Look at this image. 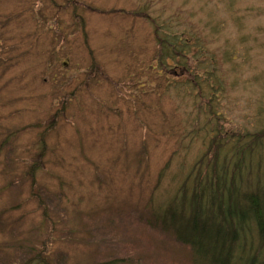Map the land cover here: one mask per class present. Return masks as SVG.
<instances>
[{
  "label": "rangeland",
  "instance_id": "obj_1",
  "mask_svg": "<svg viewBox=\"0 0 264 264\" xmlns=\"http://www.w3.org/2000/svg\"><path fill=\"white\" fill-rule=\"evenodd\" d=\"M215 166L264 197V0H0V264H193Z\"/></svg>",
  "mask_w": 264,
  "mask_h": 264
},
{
  "label": "trees",
  "instance_id": "obj_2",
  "mask_svg": "<svg viewBox=\"0 0 264 264\" xmlns=\"http://www.w3.org/2000/svg\"><path fill=\"white\" fill-rule=\"evenodd\" d=\"M174 53L176 54L175 49ZM208 76L214 81L215 75L208 72ZM215 83L217 84V80ZM209 90L213 91L211 85H209ZM216 91H221L220 84L215 89ZM212 102H209L207 109L213 117L214 122L212 123H217L219 115L214 114ZM214 144L218 155L219 153L222 154L221 148L226 144ZM218 155L217 157L214 156V165H216ZM215 167V170L207 167L206 171L209 173H207L205 180H199L196 187H193L191 202L188 205L190 213L185 212L183 203L178 209L181 210L180 213L178 210L176 211L174 206H169L166 209L168 218L163 220L164 225H168L174 231L177 242L191 249L193 264H264V256L260 259L257 257L260 251H253V248L250 247L246 256L244 251L247 247V242L245 244L244 241L247 240L250 224L255 226L261 241L264 240V197L258 190L243 195L242 199L245 198L248 203L247 210L243 211L239 204L241 200L240 189L236 181H230V186L227 187L224 184L226 180L222 176L223 169L219 170L217 166ZM189 179L188 177L186 183ZM183 188H185V184ZM218 189L229 191L230 201L222 204L220 200L215 198V193H212L211 200L206 197V191L214 190L215 192ZM185 192L186 188L181 193L183 198ZM175 216H178L179 221H175ZM249 216L256 223H247L246 218L249 220ZM240 235L244 236L240 237ZM239 252L241 254L237 255ZM31 263L48 264L45 259L38 256L27 262V264Z\"/></svg>",
  "mask_w": 264,
  "mask_h": 264
}]
</instances>
